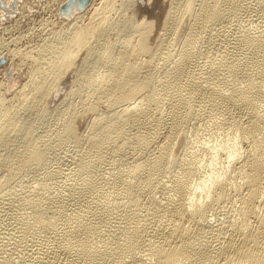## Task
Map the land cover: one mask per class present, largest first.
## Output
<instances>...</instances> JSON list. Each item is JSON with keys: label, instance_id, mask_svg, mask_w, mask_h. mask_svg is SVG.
Listing matches in <instances>:
<instances>
[{"label": "bare ground", "instance_id": "6f19581e", "mask_svg": "<svg viewBox=\"0 0 264 264\" xmlns=\"http://www.w3.org/2000/svg\"><path fill=\"white\" fill-rule=\"evenodd\" d=\"M166 1L0 41V264H264V0Z\"/></svg>", "mask_w": 264, "mask_h": 264}, {"label": "rangeland", "instance_id": "374dc122", "mask_svg": "<svg viewBox=\"0 0 264 264\" xmlns=\"http://www.w3.org/2000/svg\"><path fill=\"white\" fill-rule=\"evenodd\" d=\"M64 1L65 0H15V5H12L11 3L9 5L10 7L8 8L4 7V4L0 5V41H4L11 36L15 37L17 35H25L17 43V45H20V47H25L24 45L28 44V48H32L38 46L41 43V37L51 35L53 34V32L58 34L67 33L69 31V26L73 23V20H76L77 22L79 21L78 23H82L83 21H85V18L79 19V17H75V14L77 13L82 14L83 9L69 16L59 15V7ZM121 1L122 0H114L117 8L120 6ZM134 3L135 4L125 9V11L131 14L132 9L135 5L136 17L138 18V20L149 19L153 21L152 23L154 26L156 23V26L158 28V22L161 21V17L157 21V16L164 15L168 7L167 1L164 5H162V0H134ZM246 17H248V15L244 16L241 21L242 23L246 22ZM257 20H263L264 22V18ZM258 22L262 21H255V23L253 22L254 24H252L251 29L255 27H258L255 28L256 30L259 29V27L261 26H255L259 25L256 24ZM2 61H6V63L3 65ZM74 72L75 70L64 75L63 80L56 84V89L52 94L53 96H50L51 98L49 97L50 99H48V104L46 103V107L50 111L48 112L49 115H47V117L52 119L55 117L50 113H52V111L56 108L58 101H60V99L68 89L71 80L75 76ZM25 80L26 70L24 66L16 67L8 65L7 60L4 56L0 58V87L2 86V89H0L4 92L5 95L8 96L14 90H18ZM88 119L89 116H86L76 121L77 129L79 132H84L86 130ZM58 147H61V145H58L57 148ZM55 162L56 165L60 164L61 167L64 166L62 161L61 163L60 161H58V163L57 161ZM23 174L24 175H21V177L24 176V180H28V182L31 181L29 179H33V176L35 175L33 171L31 172L29 170H26ZM1 207L2 203H0V209L3 208ZM0 212H2V210H0ZM10 215L11 212L8 213V216ZM3 221L5 222L6 220L3 219V217H0L1 228H3V225L8 226V224L5 225L6 223H4ZM1 234L3 235V233Z\"/></svg>", "mask_w": 264, "mask_h": 264}, {"label": "water", "instance_id": "95a60500", "mask_svg": "<svg viewBox=\"0 0 264 264\" xmlns=\"http://www.w3.org/2000/svg\"><path fill=\"white\" fill-rule=\"evenodd\" d=\"M90 0H65L59 7L58 14L59 15H65L69 16L74 14L77 11H81L84 9L88 4ZM12 5H15V0H12ZM0 5H3L2 0H0ZM3 65L6 63V61H2ZM1 62V63H2Z\"/></svg>", "mask_w": 264, "mask_h": 264}]
</instances>
